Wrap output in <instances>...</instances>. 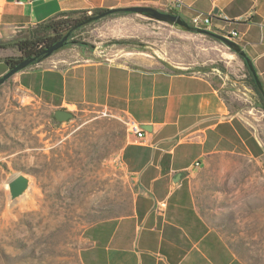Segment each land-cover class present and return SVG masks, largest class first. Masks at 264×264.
Here are the masks:
<instances>
[{
  "label": "crops",
  "instance_id": "crops-1",
  "mask_svg": "<svg viewBox=\"0 0 264 264\" xmlns=\"http://www.w3.org/2000/svg\"><path fill=\"white\" fill-rule=\"evenodd\" d=\"M138 6L189 20L197 14L229 18V24L215 19L212 31L228 27L239 33L237 42L264 89V0H0V41L28 39L64 13ZM250 13L251 21L238 22ZM109 18L103 24L116 29L114 38L151 34L147 16ZM102 53L73 44L2 85L54 109L135 121L145 131L143 139L127 134L116 164L133 188L131 210L91 227L83 264H234L200 214L198 181L209 156L238 143H259L248 111L238 106L250 102L262 110L255 106L247 62L232 54L233 69L209 71L204 63L179 66L156 53L128 50L129 59L122 61ZM20 56L17 47H0V78L10 70L4 60Z\"/></svg>",
  "mask_w": 264,
  "mask_h": 264
},
{
  "label": "rangeland",
  "instance_id": "rangeland-1",
  "mask_svg": "<svg viewBox=\"0 0 264 264\" xmlns=\"http://www.w3.org/2000/svg\"><path fill=\"white\" fill-rule=\"evenodd\" d=\"M108 19L73 39L115 61L138 50L179 66L233 69L232 50L210 37L147 18L151 34L118 39L116 29L103 24ZM238 106L248 111L259 143L209 156L198 181L199 211L234 264H264V111L250 102ZM58 110L0 87V264H83L91 227L131 210L133 188L115 162L127 124L68 107L74 117L59 121ZM18 174L30 177L33 187L11 205L7 183Z\"/></svg>",
  "mask_w": 264,
  "mask_h": 264
},
{
  "label": "water",
  "instance_id": "water-1",
  "mask_svg": "<svg viewBox=\"0 0 264 264\" xmlns=\"http://www.w3.org/2000/svg\"><path fill=\"white\" fill-rule=\"evenodd\" d=\"M9 2H14V0H8ZM120 13H126V14H138V15H144L149 18H152L158 22L170 24L176 27H180L182 30L207 36L210 38H213L219 42H221L223 45H225L227 48L235 52L237 55L241 56L245 59L247 62L252 75L254 77V80L261 91V93L264 96V89L262 86V83L253 67L252 61L249 59L241 45L237 42L232 40L231 38L225 37L222 34H219L217 32L203 29V28H197L189 25L180 15L167 13L164 11H160L159 9H156L154 7H148V6H138V7H125V8H117V9H110L107 11H104L98 15L92 16L89 20L85 22V24H89L92 22H96L98 20L104 19L108 16L114 15V14H120ZM71 36V32L67 34L62 40L56 42L52 46L45 49L41 55L48 59L53 54L57 53L67 45H69L70 41L69 38ZM36 60V57L26 58L24 61H22L20 64L15 66L14 68L10 69L4 76L0 78V86L5 84L9 79H11L16 74L24 71L29 66H31L34 61ZM56 119L59 121L68 120L74 117L73 113L66 111V110H58L55 114ZM33 187V180L28 177L25 174H18L15 177H13L8 183H7V190H8V196H9V202L11 205L15 204L16 202L26 199L30 196L31 189Z\"/></svg>",
  "mask_w": 264,
  "mask_h": 264
},
{
  "label": "trees",
  "instance_id": "trees-1",
  "mask_svg": "<svg viewBox=\"0 0 264 264\" xmlns=\"http://www.w3.org/2000/svg\"><path fill=\"white\" fill-rule=\"evenodd\" d=\"M104 11H95L92 15H88L87 12H76V13H64L61 14L53 19H50L42 24H40L36 30H33L30 37L25 40L3 43L0 41L1 48H9V47H17L21 52L20 57H11L4 60L5 64L10 68H14L18 64H20L24 59L36 57V60L31 65H36L44 60H46L41 53L47 49L48 47L52 46L56 42L62 40L67 34L71 32V37L75 35L77 31L81 29L91 26L93 24H97L109 17L115 15H127L126 13L114 14L108 16L104 19L98 20L96 22H92L89 24H85L87 20H89L92 16L98 15ZM191 25V24H189ZM192 26V25H191ZM213 39V38H212ZM215 40V39H213ZM217 41V40H215ZM73 44H87L80 41H70L69 45L66 47L73 45ZM115 44L121 45H134L140 48H145V45H141L139 43H135V41H118ZM64 47V48H66ZM63 48V49H64ZM62 50V49H61ZM233 52V51H232ZM236 54L235 52H233ZM54 55V54H53ZM52 55V56H53ZM29 66V67H31ZM28 67V68H29ZM251 79L252 82L250 83L251 88L255 92L257 98H255V106H258L264 110V96L259 90L256 82L253 80L252 75Z\"/></svg>",
  "mask_w": 264,
  "mask_h": 264
},
{
  "label": "built area",
  "instance_id": "built-area-1",
  "mask_svg": "<svg viewBox=\"0 0 264 264\" xmlns=\"http://www.w3.org/2000/svg\"><path fill=\"white\" fill-rule=\"evenodd\" d=\"M18 3H22L25 0H14ZM253 14L250 13L249 15H245L243 17H240L238 22H249L252 19ZM215 19H219L223 21L226 24L231 23L229 18L227 17H222V18H216L214 14L211 15H205V14H197L191 19V25L193 27L197 28H203V29H208V30H213V21ZM220 34L224 35L225 37L231 38L234 41H237V38L239 36V33L234 30V29H229L228 27L220 30H216ZM127 130L128 133L133 134L136 136L137 139H143L144 138V133L145 131L143 130L142 126L136 123L135 121H127ZM116 164L119 162V159L115 160Z\"/></svg>",
  "mask_w": 264,
  "mask_h": 264
},
{
  "label": "flooded vegetation",
  "instance_id": "flooded-vegetation-1",
  "mask_svg": "<svg viewBox=\"0 0 264 264\" xmlns=\"http://www.w3.org/2000/svg\"><path fill=\"white\" fill-rule=\"evenodd\" d=\"M69 41H76V40L73 39V37L70 36Z\"/></svg>",
  "mask_w": 264,
  "mask_h": 264
}]
</instances>
